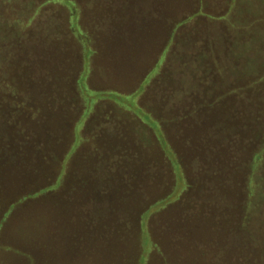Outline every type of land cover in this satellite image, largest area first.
Instances as JSON below:
<instances>
[{
    "label": "rangeland",
    "instance_id": "1",
    "mask_svg": "<svg viewBox=\"0 0 264 264\" xmlns=\"http://www.w3.org/2000/svg\"><path fill=\"white\" fill-rule=\"evenodd\" d=\"M27 1L12 0L11 3L26 4ZM33 1L44 5L39 11L35 7L21 8L22 17H33L31 34L29 36V32L23 39L28 37L32 42L35 36L32 30L36 26L57 28L52 34L59 38V46L63 47V52L57 55L60 59L63 58V68L55 60L53 68L61 75L58 86L62 92H68L69 99L71 98L66 101L69 109L63 112H67L68 117L75 118L76 121L73 119L69 123L70 130L67 134L66 130L62 131V139L58 135L53 138L52 145L47 146L51 149L48 153L43 150L31 152L36 155L35 168L28 178L32 181L31 185H22L15 175H2V180L6 179L3 186L0 184V264H161V257L152 249L147 232L151 228L150 222L156 219L152 215L148 220L149 214L161 201L157 200L145 210L142 224L137 203L143 194L139 183L129 181L120 187L122 192L125 189L129 202L119 200L118 196L115 198V192L102 194L97 189V185L102 187L107 181L97 173L101 165L97 164L94 149L98 150L99 145H94L93 141L106 131H100L99 126L106 128L112 120L123 127L121 131L126 127L124 134L129 139L128 145L147 157L152 166L156 187L150 191L153 194L157 191L156 195L161 198L166 197L168 210L165 212L169 211L177 220L194 246L200 264H261L262 248L259 239L262 234L256 219L259 212L242 211L240 202L246 195L238 187V183L243 181V178L238 180V164L230 171L231 176L225 175L222 168L225 148L219 146L218 149L216 146L219 143L213 145L218 149H215V153L207 150L211 154L209 162L194 161L195 148L185 141L183 134L173 135L174 126H165L163 130L162 123L157 121L156 117L163 116V109L158 106L163 87L156 79L162 74L164 79L161 80H165L163 82L172 83L171 81L181 76L179 69L170 74L163 72L167 68L163 64L168 51L165 46L170 31L162 46H159L160 34L154 28L143 35L141 47L133 54H130L129 48H124V43L117 45L114 41L103 54H91V47L83 30H89L92 9L84 4V0H79V9L65 6L73 5L71 0ZM174 3L177 4L180 20L193 11L194 18L204 16L207 20L225 17L223 14L221 17L212 16L219 14L221 10L212 5L210 0H203V10L198 9L201 6L200 0H177ZM238 4L233 13L234 26H237L238 17H247L249 14L255 16L250 23L253 38L247 37L245 43L238 42L235 45L240 50L238 57L243 59L245 66L258 65L261 72H264V0H239ZM171 12L174 10L171 9ZM191 29L192 25H182L178 41L183 43ZM84 42L86 44L83 47ZM52 45H49L47 55L45 53L49 60L53 59V54H58ZM93 46L97 45L93 43ZM110 47L112 48L109 49ZM155 49H158L157 53ZM94 60L100 63L96 66ZM41 61L42 59L40 67L43 65ZM247 77L249 75L244 78ZM27 106L28 114L32 117L31 104ZM74 106L78 107V113L73 109ZM203 106L213 107L209 111L211 116L206 119H210L214 126L221 118V104ZM174 108L177 107L169 106L172 118L179 119L193 113L192 107L172 110ZM194 108L196 110V106ZM130 119L136 125L141 121L144 123L142 126L145 129L142 126L139 129L142 130L140 134H146V141L137 137L139 134L134 129H128L132 124ZM59 124L62 128V124ZM180 124L183 125V121ZM177 132L180 134L179 129ZM192 132L194 142L195 128ZM200 136L198 140L204 143ZM210 139L213 144L218 140L215 137ZM50 140L51 138L47 139ZM42 146L43 149L46 147ZM91 147L93 149L86 151ZM49 153L51 155L48 156ZM249 154L250 152L248 156L251 155ZM121 162H112V170L118 172L123 168L122 164L126 165V161ZM195 163H198L197 166H194ZM208 163L216 166V170L210 174L211 167ZM132 169L137 174L138 169ZM45 187L51 188L47 193H39ZM25 191H31L32 194L26 195ZM113 202L120 209L117 211L118 215L113 209ZM163 212L159 213L158 219ZM245 213L249 218L245 217ZM251 219L252 225L245 230L252 239L251 243L248 245L242 238L238 244L237 232L241 230L242 222ZM136 229L139 234L143 231L141 248L136 244ZM153 231L160 235L156 227H153ZM225 234H228L229 241H226ZM226 242L230 244L229 250L225 247ZM180 264L187 263L180 260Z\"/></svg>",
    "mask_w": 264,
    "mask_h": 264
},
{
    "label": "trees",
    "instance_id": "2",
    "mask_svg": "<svg viewBox=\"0 0 264 264\" xmlns=\"http://www.w3.org/2000/svg\"><path fill=\"white\" fill-rule=\"evenodd\" d=\"M11 1L0 0L1 186L6 179L2 180L4 173L15 175L22 185H31L32 181L28 178L36 162V155L31 152L43 150L44 153H48L51 149L47 146L52 143L53 138L58 135L62 139L63 130H66L67 134L70 130L69 123L73 119L76 121L75 118H69L66 111V113L63 112L69 109L66 101L71 98L69 99L68 92H62L61 87L58 86L61 75L53 68L54 60L63 68V58L57 57L61 51L63 52V47L59 46V38L52 34L57 28L50 29L46 26L45 29L36 26L32 30L36 36L33 37L34 41L30 42L28 37L23 39L30 32L33 17L28 14L27 19L22 17L21 8L35 7L39 11L44 4H35L33 0H28L26 4H13ZM71 1L73 5L65 4V6L69 9L80 8L79 0ZM175 1L177 0H84V4L92 11L89 17V30H83V32L90 44L91 54L95 52L96 55L97 53L100 55L113 41L117 45L124 43L126 45L124 48L126 50L129 48L130 54H133L138 47H141L143 35L154 28L160 34L159 46H162L170 31V37L165 46L168 51L163 64L167 68L162 71L170 74L175 69H179L181 76L171 81L172 83L163 82L165 80H161L164 79L162 74L158 78V75L155 77L163 87L158 105L163 109V116L156 117L157 121L162 123L163 130L165 126L170 128L174 126L173 135L182 136L183 134L185 141L195 148L194 161L209 162L211 154L207 150L210 149L209 151L215 153L217 148L213 145L219 143L216 146L218 149L219 146L225 148L222 163L225 175L231 176L230 171L236 163L238 164V180L243 178V181L238 183V187L246 195L240 202L242 211L251 213L257 210L259 212V217L256 219L262 234L259 239L262 248L260 261L264 264V72H261V67L258 65L245 66L243 59L238 57L240 50H237L235 46L238 42L245 43L247 37L253 38L250 33L252 30L250 23L254 21L255 16L249 14L247 17H238V28H235L237 27L234 26L235 21L231 19L221 24L216 20H206L204 16L194 18L192 16L194 11L180 20ZM200 1L201 6L198 9L203 10L205 4L203 0ZM171 9L174 12H171ZM168 12L170 14H165ZM70 22L72 23V14ZM184 24L192 25V29L191 33L186 34L184 38L187 39L182 43L178 41V35L179 28ZM30 34L31 32L29 36ZM93 43L97 46L94 47ZM51 44L55 46V53L58 54H53V59L49 60V56L46 55ZM85 44L84 42L83 47ZM115 49L118 50L117 47ZM158 49H155V53ZM40 59H42V67L39 64ZM98 62L94 60L96 66L100 63ZM247 75L249 77L245 79ZM75 85L79 90L78 85ZM29 104L32 108V117L28 114L27 105ZM206 104L210 106L221 104V118L216 119L218 121L214 126L210 119H206L211 116L209 111L213 107L204 108L203 105ZM170 105L177 107L172 110L192 107L193 113L190 116L183 115L179 119L172 118L173 113L169 112ZM195 106L196 110H194ZM73 109L78 113V107L74 106ZM129 121L132 124L128 126V129H134L136 134H139L137 137L146 141V134L144 132L140 134L142 130L139 129L143 122L136 125L133 119ZM182 121L183 125L180 124ZM59 123L62 124V128ZM105 127L99 126L100 131L104 129L106 131L98 135V139L95 137L93 141L94 145H99L98 150L94 149L97 153V164L101 165L97 173H100L107 181V184H102V187L97 185L98 191L102 194L115 192V198L118 196L119 200L129 202L125 189L122 192L120 187L129 181L139 183L143 193L142 199L137 202L141 222L143 214L151 204L157 200L161 201L149 214L148 220L152 215L156 219L150 222L151 228L147 231L152 249L156 250L161 257V264H180V260H184L187 264H198V255L194 246L187 239L174 216L169 211L165 212L168 210L166 197L161 198L156 195L157 191L155 194L150 191L151 188L156 189V187L152 166L147 157L128 145L129 139L124 134L125 126L124 131H121L123 127L116 123V120H112ZM176 128L180 130V134L176 133ZM194 128L195 141L193 142ZM142 129L145 128L142 126ZM189 130L192 132V137ZM199 136L204 143L198 140ZM212 137L218 139L214 144L210 139ZM48 138L51 140L47 141ZM42 145L46 147L43 149ZM91 149L93 147L86 151ZM249 152L250 156H248ZM115 161H126V165H121L122 172L121 169L117 170L118 172L112 170L113 167L110 165ZM197 164L195 163L194 166ZM200 165L202 166V163ZM207 165L211 167L209 174L216 170V166L213 167L210 163ZM132 167H135L136 171L138 169L139 173L136 174ZM50 188H41L39 193H47ZM25 193L32 194L31 191H25ZM113 203V209L117 214L120 209L115 202ZM162 211H164L162 217L158 219L157 216ZM245 215L249 218L246 213ZM252 220L242 222L241 230L237 232L238 244L242 238L248 245L251 243L252 239L247 236L245 230L252 225ZM153 227L160 231V235H157L159 232L153 231ZM138 232L136 229V244L138 248H141L143 231L140 234ZM225 236L226 241H229L228 234ZM225 247L229 250V242H226Z\"/></svg>",
    "mask_w": 264,
    "mask_h": 264
},
{
    "label": "crops",
    "instance_id": "3",
    "mask_svg": "<svg viewBox=\"0 0 264 264\" xmlns=\"http://www.w3.org/2000/svg\"><path fill=\"white\" fill-rule=\"evenodd\" d=\"M212 3V5H216L215 7L218 8L220 11L219 14H214L212 16H217V17H221L220 15H224L225 17L222 19H212V20H216L218 21L219 23L221 24H224L225 20H232V21H235L234 20V10L235 8H237L239 6V0H210ZM227 2V3H226ZM232 9V12L230 13V10ZM227 13V15H226ZM229 13H230V17H229ZM225 36V34H224ZM156 77V76H155Z\"/></svg>",
    "mask_w": 264,
    "mask_h": 264
}]
</instances>
